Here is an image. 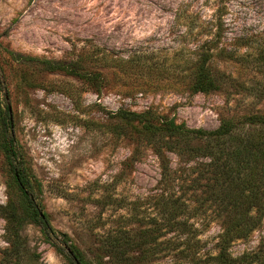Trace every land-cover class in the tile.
Here are the masks:
<instances>
[{
	"label": "rangeland",
	"instance_id": "374dc122",
	"mask_svg": "<svg viewBox=\"0 0 264 264\" xmlns=\"http://www.w3.org/2000/svg\"><path fill=\"white\" fill-rule=\"evenodd\" d=\"M202 49L224 74L207 93L187 85ZM80 58L105 75L99 91L40 63ZM0 80L38 205L83 264H218L232 207L211 158L158 151L137 121L114 124L122 110L150 111L212 130L264 110V0H0ZM19 202L0 151V206ZM20 236L21 264H71L37 223L26 219ZM263 248L264 214L227 252L264 264Z\"/></svg>",
	"mask_w": 264,
	"mask_h": 264
},
{
	"label": "trees",
	"instance_id": "16d2710c",
	"mask_svg": "<svg viewBox=\"0 0 264 264\" xmlns=\"http://www.w3.org/2000/svg\"><path fill=\"white\" fill-rule=\"evenodd\" d=\"M211 55V51L204 49L199 52L187 75V85L191 91L207 93L221 87L224 74L209 66L207 62ZM27 60L34 62L32 58ZM40 63L50 72L74 75L96 91L105 85L103 72L93 67L95 63L85 64L82 58L74 61L42 59ZM2 90L4 85L0 80ZM117 116L125 122L116 123L114 127L124 129L132 121H137L140 124L137 130L145 136L148 134L152 142L158 143V151L163 146L179 153L203 154L211 158L213 180L221 178L224 181L225 185L220 182L223 197L232 207L229 216L224 215V229L217 242L219 250L213 260L218 264H238L227 252L230 241L246 236L264 214V110L236 119H225L212 130L186 128L172 118L158 117L150 111L138 113L122 110ZM11 123L8 105L0 103V151L20 201V210L13 203L0 206L8 212L4 215L8 245L0 250V264H21L24 240L20 236V227L26 219L40 225L43 233L53 239L55 249L71 264H83L79 249L69 242L65 234L60 241L47 216L41 211L29 173L20 159L11 133ZM193 139H198V143H193ZM261 253L260 262H264V248Z\"/></svg>",
	"mask_w": 264,
	"mask_h": 264
},
{
	"label": "water",
	"instance_id": "95a60500",
	"mask_svg": "<svg viewBox=\"0 0 264 264\" xmlns=\"http://www.w3.org/2000/svg\"><path fill=\"white\" fill-rule=\"evenodd\" d=\"M9 113H10V111H9ZM10 118H11V115H10Z\"/></svg>",
	"mask_w": 264,
	"mask_h": 264
}]
</instances>
